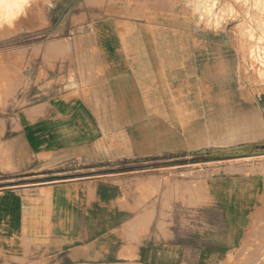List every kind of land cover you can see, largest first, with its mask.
Listing matches in <instances>:
<instances>
[{
  "label": "crops",
  "instance_id": "1",
  "mask_svg": "<svg viewBox=\"0 0 264 264\" xmlns=\"http://www.w3.org/2000/svg\"><path fill=\"white\" fill-rule=\"evenodd\" d=\"M78 1L55 0L0 105V184L22 181L0 187V264H138L144 163L264 142V83L206 0Z\"/></svg>",
  "mask_w": 264,
  "mask_h": 264
},
{
  "label": "rangeland",
  "instance_id": "2",
  "mask_svg": "<svg viewBox=\"0 0 264 264\" xmlns=\"http://www.w3.org/2000/svg\"><path fill=\"white\" fill-rule=\"evenodd\" d=\"M54 4L28 0L18 20L0 24V105L20 85L21 49L54 21ZM196 10L207 27L222 30L231 23L244 72L254 86L263 84L264 0H206ZM185 158L143 165L153 200L144 206L148 220L138 264H264V142L251 149L206 148ZM16 258L32 264V256ZM46 259L39 264L67 263Z\"/></svg>",
  "mask_w": 264,
  "mask_h": 264
},
{
  "label": "bare ground",
  "instance_id": "3",
  "mask_svg": "<svg viewBox=\"0 0 264 264\" xmlns=\"http://www.w3.org/2000/svg\"><path fill=\"white\" fill-rule=\"evenodd\" d=\"M27 3L28 0H0V22L7 21L12 23L18 20L22 13H25ZM15 6H17V10L14 9Z\"/></svg>",
  "mask_w": 264,
  "mask_h": 264
},
{
  "label": "water",
  "instance_id": "4",
  "mask_svg": "<svg viewBox=\"0 0 264 264\" xmlns=\"http://www.w3.org/2000/svg\"><path fill=\"white\" fill-rule=\"evenodd\" d=\"M21 183H22V181H16V182L8 183V184H0V186L19 185V184H21Z\"/></svg>",
  "mask_w": 264,
  "mask_h": 264
}]
</instances>
